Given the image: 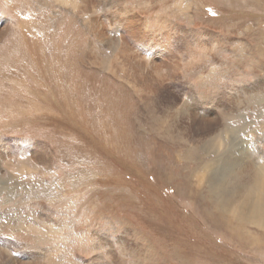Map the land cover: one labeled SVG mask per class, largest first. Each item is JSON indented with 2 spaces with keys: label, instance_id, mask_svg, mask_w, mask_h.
<instances>
[{
  "label": "rangeland",
  "instance_id": "rangeland-1",
  "mask_svg": "<svg viewBox=\"0 0 264 264\" xmlns=\"http://www.w3.org/2000/svg\"><path fill=\"white\" fill-rule=\"evenodd\" d=\"M10 1L0 58L13 33L22 48L44 32L62 53L36 77L0 64V264H264L247 243L264 242V0H91L86 14Z\"/></svg>",
  "mask_w": 264,
  "mask_h": 264
},
{
  "label": "bare ground",
  "instance_id": "bare-ground-1",
  "mask_svg": "<svg viewBox=\"0 0 264 264\" xmlns=\"http://www.w3.org/2000/svg\"><path fill=\"white\" fill-rule=\"evenodd\" d=\"M6 1V0H5ZM18 3V5H20V3L22 2H25V3H27L28 1H30V0H16ZM80 2H81V4H80V6H81V11L83 10V12L85 13V12H87V13H89V12H92V11H90V8L88 7V6H90L91 5V7L93 8V2L91 1V0H79ZM102 1V0H101ZM104 1V0H103ZM2 2H3V0H2ZM11 2H12V0L10 1V4H11ZM63 2L64 3H69V4H73V6H75L77 3H78V0H63ZM79 2V3H80ZM105 2V1H104ZM1 3V2H0ZM32 3V2H31ZM34 3V2H33ZM89 5H88V4ZM3 4H5V3H3ZM7 5V4H6ZM28 5V4H27ZM14 6V5H13ZM29 6V5H28ZM96 6V5H95ZM127 6V5H126ZM15 7V6H14ZM88 7V8H87ZM1 8H3V6L1 7ZM12 8V7H11ZM25 8V7H24ZM35 8V7H34ZM3 10H5V8H3ZM14 10V9H13ZM67 10V9H66ZM19 11H20V9H19ZM19 11H17V12H19ZM28 11V10H27ZM26 11V12H27ZM80 11V12H81ZM122 11V10H121ZM21 12V11H20ZM25 12V13H26ZM116 12H117V10H116ZM5 13V12H4ZM39 13V12H38ZM43 13V12H42ZM71 13V12H70ZM127 13V12H126ZM28 14V13H27ZM68 14V13H67ZM86 14V13H85ZM91 14V13H90ZM89 14V15H90ZM114 15L116 14L115 12L113 13ZM118 14V13H117ZM128 14V13H127ZM9 15V14H8ZM11 15V14H10ZM113 15V16H114ZM120 15V14H119ZM134 15V14H133ZM12 16V15H11ZM17 16V15H16ZM70 16V15H69ZM129 16H130V13H129ZM28 17V16H27ZM30 17V16H29ZM28 17V18H29ZM122 17V16H121ZM125 17H126V15H125ZM12 18V17H11ZM25 18H26V16H25ZM43 18V17H42ZM99 18V17H98ZM137 18V17H136ZM139 19V18H138ZM45 20V19H44ZM89 20V19H88ZM94 20H95V18H94ZM98 20H100V19H98ZM98 20H97V24H99L100 22H98ZM116 20V19H115ZM137 20V19H136ZM135 20V21H136ZM143 20V19H142ZM13 21V20H12ZM18 20H16V22H17ZM29 21V20H28ZM119 21V20H118ZM117 21V22H118ZM21 22H23V20L21 21ZM27 22V21H26ZM60 22V21H59ZM96 22V21H95ZM73 23V22H72ZM138 23V22H137ZM145 23H147V22H145ZM23 25V24H22ZM25 25V24H24ZM69 26V30H67V28H66V31H67V34L68 35H70V33L71 32H74V30H72V28H71V26H72V24H68ZM98 26V25H96V24H93V22H91V20H89V22H88V25L87 24H84V26L85 27H82V30L86 33V31H89L88 33H91V34H93V31L95 30L96 31V33H97V35L96 36H99V37H104V32L102 31V30H96V29H94V27L93 26ZM141 25H142V23H141ZM140 25V26H141ZM26 27V26H25ZM89 27V28H88ZM142 27V26H141ZM20 27H18V29H19ZM24 28V27H23ZM95 28H97V27H95ZM136 28V27H135ZM11 29V28H10ZM21 29V28H20ZM43 29V27L41 26L40 27V29H39V31L40 30H42ZM139 29V28H138ZM6 30H8L7 28H6ZM6 30L4 31V30H1L0 31V33L1 34H3V35H5L6 37L5 38H7V36H9V35H7L6 34ZM17 30V29H16ZM28 30V29H27ZM49 30V29H48ZM144 30H145V28H144ZM9 31V30H8ZM11 31H13L12 29H11ZM21 31V30H20ZM29 31V30H28ZM53 31V30H52ZM55 31V30H54ZM137 31V30H136ZM16 32V31H15ZM56 32V31H55ZM138 32V31H137ZM141 32V31H140ZM146 32V31H145ZM18 33V32H17ZM40 33H42V34H38V44L37 45H25L24 47H22V48H19L18 47V45L15 43V40H16V38H14V35L16 36V33H13V34H11V35H13V37L12 36H10L12 39H11V44H12V46H13V49H14V51H12V52H14L13 53V55L12 56H3L2 58H0V64L2 63V66H6V67H8L9 66V64H8V62L9 61H11V60H16L17 61V63H20L21 64V66L24 68V69H26V70H30V71H32V70H35L36 68H38L37 70H35L34 71V73H33V75L36 77L38 74H42V71H41V69L39 68V64H40V62L41 61H46L48 64H50V66H52V64H51V62H52V60L53 59H55L57 56H58V54H60V50L59 49H61L60 47H57L56 46V44L53 42V40L52 39H55V37H49L48 35H46L44 32H40ZM64 33V32H63ZM84 33V34H85ZM136 32H132V31H130V33H128V34H131L132 36H134V37H137V34H135ZM146 33H148V32H146ZM28 34V33H27ZM53 34L55 35V33L53 32ZM66 34V35H67ZM95 34V33H94ZM143 34V33H142ZM75 38L73 37V45H79V43L78 42H76V38H79V39H81V40H83L84 41V38H85V36H83V35H78V34H76L75 33ZM86 35V34H85ZM139 35H141V34H139ZM1 36V35H0ZM31 36V35H30ZM50 36H52V35H50ZM72 36V35H71ZM94 36V35H93ZM19 37V36H18ZM98 38V37H97ZM107 38V37H106ZM108 38H111V37H108ZM116 38V37H115ZM144 38V37H143ZM8 39V38H7ZM10 39V38H9ZM72 39V38H71ZM99 39V38H98ZM112 39V38H111ZM19 40H22L21 38L19 39ZM26 40V39H25ZM71 41V40H70ZM82 41V42H83ZM108 41V40H107ZM66 42V41H65ZM115 42H116V40H115ZM71 43V42H70ZM84 43H86V42H84ZM89 43V42H88ZM6 43L5 42H3V45H5ZM90 44V43H89ZM115 45V44H114ZM124 45H125V43H124ZM120 46H121V44H120ZM120 46H119V48H120ZM10 46H8V48H9ZM37 47H40L41 48V54H42V57L41 58H37V56H36V51H37ZM1 48V47H0ZM6 48V47H5ZM11 48V47H10ZM70 48V47H69ZM68 48V49H69ZM77 49V48H76ZM88 49V48H87ZM89 49H90V47H89ZM9 50V49H8ZM70 50V49H69ZM75 50V49H74ZM78 50V49H77ZM77 50L75 51V52H77ZM84 51H86V49H83ZM130 50V49H129ZM129 50L126 48V47H123V46H121V50L119 49V51H118V53L120 54V55H122L123 56V58L125 59V61H127V63H122L123 64V68H127V67H129V66H132V63H134V62H131V63H129V55H132V54H136L135 52H132L131 50H130V52H129ZM52 51V52H51ZM79 51V50H78ZM7 52V51H6ZM11 52V51H10ZM51 52V53H50ZM74 52V53H75ZM62 53V52H61ZM69 53H70V51H69ZM86 53V52H85ZM89 53V52H88ZM64 54H66L65 52H64ZM78 54V53H77ZM95 54V53H94ZM128 54V55H127ZM29 56L30 57V60H28L27 58H26V56ZM61 55V54H60ZM126 55H127V57H126ZM73 56H74V54H73ZM78 56V55H77ZM72 57V56H71ZM119 57V56H118ZM64 58V57H63ZM69 58V57H68ZM74 58V57H73ZM114 58V57H113ZM120 58V57H119ZM76 58H74V60H75ZM127 59V60H126ZM132 59V58H131ZM60 60V59H59ZM114 60V59H113ZM129 60V61H128ZM136 60V59H135ZM134 60V61H135ZM12 61V62H13ZM76 61V60H75ZM124 61V60H123ZM124 61V62H125ZM55 62H57V61H55ZM80 62V61H79ZM16 63V62H15ZM137 63V62H136ZM139 63V62H138ZM70 64V60L69 59H67V60H62L61 62H57L56 63V65H55V67H57V66H68ZM72 64H74V63H72ZM144 64V63H143ZM168 63H166V65H167ZM71 65V64H70ZM136 65V64H135ZM12 66V65H11ZM73 66V65H72ZM79 66V65H78ZM178 66V65H177ZM70 67V66H69ZM74 67V66H73ZM76 67V66H75ZM162 67V66H161ZM161 67H154L155 68V70L154 71H156V72H159L158 74H157V76H161V78H163V76H164V73H162V71H163V67L161 68ZM167 67H168V65H167ZM181 67V66H180ZM13 68V67H12ZM72 68V67H71ZM109 68H110V66H109ZM174 68H176V67H174ZM14 69V68H13ZM24 69H22V70H24ZM44 69V68H43ZM42 69V70H43ZM65 69V68H64ZM138 69H141L140 68V66H138ZM49 70H50V68H49ZM122 70V69H121ZM130 70V69H129ZM66 71V70H65ZM71 71V70H70ZM131 71V70H130ZM45 72V71H44ZM49 72V71H48ZM64 72V71H63ZM72 72V71H71ZM74 72V71H73ZM54 73V72H53ZM68 73V72H67ZM0 74H2V75H4V69L2 68V67H0ZM65 74V73H64ZM69 74V73H68ZM144 74V73H143ZM43 75V74H42ZM58 75V74H57ZM154 75V74H153ZM152 75V76H153ZM68 76H70V75H68ZM76 76H77V74H76ZM3 77V76H2ZM3 78H5V77H3ZM9 78V77H8ZM8 78H6V79H8ZM57 78V77H56ZM55 78V79H56ZM60 79H61V77H60ZM68 79V78H67ZM78 80V79H77ZM9 81V80H8ZM11 81V80H10ZM33 81V80H32ZM73 81V80H72ZM33 83H34V81H33ZM69 83V82H68ZM13 84V83H12ZM11 84V85H12ZM16 84V83H15ZM56 84V83H55ZM58 84V83H57ZM60 84H61V82H60ZM70 84V83H69ZM37 85L39 86V84L37 83ZM68 85V84H67ZM82 85V84H81ZM54 86V85H53ZM59 86V85H58ZM71 86V85H70ZM76 86V85H75ZM14 87H16V86H14ZM24 87V86H23ZM61 87H62V85H61ZM60 87V88H61ZM56 88V87H55ZM76 89V88H75ZM69 90V89H68ZM77 90H79V89H77ZM11 91V90H10ZM73 91V90H72ZM71 92V91H70ZM24 94V93H23ZM45 95V94H44ZM82 96V95H81ZM40 97V96H39ZM8 98V97H7ZM2 99H3V97H2ZM6 99V98H5ZM30 101V100H29ZM58 101V100H57ZM74 102V101H73ZM84 103V102H83ZM221 103V102H220ZM81 104V103H80ZM28 105V104H27ZM35 108V107H34ZM185 108H187V107H185ZM180 110V109H179ZM185 110V109H184ZM22 111V110H21ZM78 111V110H77ZM19 112V111H18ZM28 113V112H27ZM30 113V112H29ZM8 114V113H7ZM10 114V113H9ZM17 114V113H16ZM52 114V113H51ZM54 114V113H53ZM15 115V114H14ZM37 117V116H36ZM45 118V117H44ZM11 119V118H10ZM38 121V120H37ZM54 121V120H53ZM197 121H198V118H197ZM102 125V124H101ZM29 127V126H28ZM107 127V126H106ZM104 128V127H103ZM23 134V133H22ZM231 140V139H230ZM233 140V139H232ZM231 142H233V141H231ZM230 142V143H231ZM219 143V142H218ZM3 144V143H2ZM10 144V143H9ZM19 144V143H18ZM239 144V143H238ZM224 145H226L227 146V144H225L224 143ZM17 146V145H16ZM53 146V145H52ZM22 147V146H21ZM27 147V146H26ZM41 147V146H40ZM74 147V146H73ZM77 148V147H76ZM235 149V148H234ZM236 150V149H235ZM66 151H68V150H66ZM228 151H229V149H228ZM230 151H232L231 149H230ZM231 153H233V152H231ZM236 153V152H235ZM240 153V152H239ZM48 154V153H47ZM59 154V153H58ZM62 155V154H61ZM15 156V155H14ZM233 156V155H232ZM1 157H3V156H1ZM14 159V158H13ZM219 159V158H218ZM221 159V158H220ZM240 159V158H239ZM245 159V158H244ZM10 160V159H9ZM16 161V160H15ZM216 161V160H215ZM230 161H232V160H230ZM12 162V161H11ZM211 162V161H210ZM235 162H237V161H235ZM242 162V161H241ZM227 163V162H226ZM229 163V162H228ZM234 163V162H233ZM210 164V163H209ZM216 164H217V162H216ZM251 164V163H250ZM250 164H248L249 166H250ZM253 164V163H252ZM247 165V164H246ZM245 165V166H246ZM219 166V165H218ZM254 166V165H253ZM229 167V166H228ZM248 167V166H247ZM210 168V167H209ZM218 168V167H217ZM245 168V167H244ZM251 168H252V165H251ZM258 168V167H257ZM257 168H255V169H257ZM260 168V167H259ZM220 169V168H219ZM226 169V168H225ZM228 170L230 171V169L228 168ZM243 170V169H242ZM249 170V169H248ZM215 171V170H214ZM220 172H222L221 170H219ZM226 171V170H225ZM253 171V170H252ZM251 171V172H252ZM219 172V173H220ZM247 172V171H246ZM214 173V172H213ZM224 173V172H223ZM230 173H232V172H230ZM250 173V172H249ZM253 173V172H252ZM257 173H259V172H257ZM222 174V173H221ZM233 174V173H232ZM165 175V174H164ZM217 175H218V173H217ZM217 175H215L214 174V176H216L217 177ZM236 175V174H235ZM248 175V174H247ZM251 175V174H250ZM249 175V176H250ZM256 175V174H255ZM263 175V173L261 172V175H260V182H256L257 183V185L255 186L256 187V192H255V194L254 193H252V194H254L253 196H255L256 197V200L254 201V202H256L255 203V205L254 206H252V208L254 207V211H252V212H254V216L252 217V218H255L254 220L256 221V223L255 224H258L260 227H263L264 228V200H263V197L262 196H264V176H262ZM213 176V177H214ZM232 176H234V175H232ZM242 176H244V174H242ZM219 177V176H218ZM225 177V176H224ZM253 177V176H252ZM247 178H248V176H247ZM211 180V179H210ZM216 180V179H215ZM252 180H254V179H252ZM225 181H226V179H225ZM227 181H228V179H227ZM245 181V180H244ZM239 182V181H238ZM235 183V182H234ZM241 183V182H240ZM254 183V182H253ZM218 184H220V183H218ZM218 184H216V185H218ZM224 184V183H223ZM254 185V184H253ZM220 187H222L221 185H219ZM241 186V185H240ZM213 187V186H212ZM218 187V186H217ZM232 187H234V186H232ZM224 188V187H223ZM217 189H220V188H217ZM234 189H235V187H234ZM233 189V190H234ZM225 190V189H224ZM223 190V191H224ZM231 190V189H230ZM250 190V189H249ZM230 192V191H229ZM235 192V191H234ZM222 193V192H221ZM228 193V192H227ZM231 193V192H230ZM249 193L250 192H248V196H249ZM217 194H218V192H217ZM223 194V193H222ZM240 194V193H239ZM237 195V194H236ZM243 196V195H242ZM247 195H245V197L243 196V198L242 199H244V198H247L248 199V196L246 197ZM240 197V196H239ZM251 198H252V196H251ZM257 198H259V199H257ZM229 199V198H228ZM231 199V198H230ZM240 199V198H239ZM238 199V200H239ZM237 200V199H236ZM229 201V200H228ZM234 201V200H233ZM241 201V200H240ZM230 202V201H229ZM243 202V201H242ZM248 202V201H247ZM230 203H232V202H230ZM237 203H239V202H237ZM236 203V204H237ZM244 203H245V201H244ZM243 203V204H244ZM246 204V203H245ZM250 204V203H249ZM229 205V204H228ZM239 204H237V206H238ZM206 206V205H205ZM246 206V205H245ZM250 206V205H249ZM209 207V206H208ZM226 207V206H225ZM224 207V208H225ZM234 207H236V206H234ZM239 207V206H238ZM228 207H226V209H227ZM229 208H230V206H229ZM237 208V207H236ZM239 209V208H238ZM241 209V208H240ZM223 210V209H222ZM242 210H244L243 208H242ZM250 210V209H249ZM211 212V211H210ZM221 212V211H220ZM219 212V213H220ZM230 212H232V211H230ZM240 211H237V213H239ZM248 212V211H247ZM251 212V211H250ZM212 213H214V211L212 212ZM223 213H225V212H223ZM220 214H222V212L220 213ZM232 214V216H238V214L236 215L235 213H231ZM235 214V215H234ZM241 214H242V211H241ZM211 215V214H210ZM223 215V214H222ZM216 216V215H215ZM242 215H240V217H241ZM252 216V215H251ZM250 216V217H251ZM208 217V216H207ZM223 217V216H222ZM224 217H226V216H224ZM239 217V216H238ZM214 218V217H213ZM218 218V217H217ZM217 218H216V220H217ZM221 218V217H220ZM243 218V217H242ZM222 219V218H221ZM220 219V220H221ZM249 219V216H248V218H247V220ZM251 219V218H250ZM219 220V219H218ZM217 220V221H218ZM240 220V219H239ZM241 220H243V221H245V219H241ZM240 220V221H241ZM246 220V221H247ZM252 220V222H253V219H251ZM243 221L241 222V223H243ZM254 221V222H255ZM221 222V221H220ZM218 223H219V221H218ZM230 223V222H229ZM247 223V222H246ZM246 223H244V224H246ZM249 223V222H248ZM250 224V223H249ZM254 225V224H253ZM257 225V226H258ZM215 226H217V225H215ZM236 226H237V224H236ZM228 227H229V225H228ZM238 227H239V224H238ZM238 229H240V228H238ZM235 230H236V228H235ZM235 230L233 231V230H231V231H233V232H235ZM244 230H245V227H244ZM240 232H242V231H240ZM201 233V232H200ZM252 235V234H251ZM171 236V235H170ZM245 240V239H244ZM263 240V239H262ZM246 241V240H245ZM249 241H251V243H252V245H255V246H260L261 245V243L262 244H264V242H259V240L257 239V238H252L251 240L249 239H247V243H249ZM243 244V243H242ZM244 244H246V243H244ZM190 249V248H189ZM180 255V254H179ZM3 256H0V260H1V258H2ZM111 257V256H110ZM116 259V258H115ZM203 259V258H202ZM6 259H5V257H3V261H5ZM7 261V260H6ZM8 262V261H7ZM7 262H6V264H7ZM3 263V262H2ZM209 263V262H208ZM10 264H11V262H10ZM35 264H36V262H35Z\"/></svg>",
  "mask_w": 264,
  "mask_h": 264
}]
</instances>
